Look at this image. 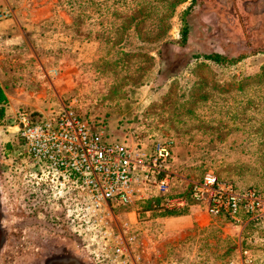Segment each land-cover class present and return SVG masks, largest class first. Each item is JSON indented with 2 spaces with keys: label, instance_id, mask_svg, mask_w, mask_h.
I'll list each match as a JSON object with an SVG mask.
<instances>
[{
  "label": "rangeland",
  "instance_id": "obj_1",
  "mask_svg": "<svg viewBox=\"0 0 264 264\" xmlns=\"http://www.w3.org/2000/svg\"><path fill=\"white\" fill-rule=\"evenodd\" d=\"M7 8L0 85L14 109L46 115L72 102L108 141L170 142L174 193L208 172L264 191V0H0ZM13 117H0V185L17 237L0 264H95L66 217L30 221L33 162L8 132ZM150 205L129 215L148 264H231L239 241L264 264V219L207 224L196 208L169 216Z\"/></svg>",
  "mask_w": 264,
  "mask_h": 264
},
{
  "label": "built area",
  "instance_id": "obj_2",
  "mask_svg": "<svg viewBox=\"0 0 264 264\" xmlns=\"http://www.w3.org/2000/svg\"><path fill=\"white\" fill-rule=\"evenodd\" d=\"M10 12L7 8L0 16ZM10 129L20 153L33 162V185H44L52 200L62 202L71 235L83 238L82 250L94 254L95 264H148L142 230L129 215L159 197L166 209L196 208L209 221L264 219V191L237 187L211 172L191 181L185 193L170 196L177 180L170 142L147 147L108 141L104 128L92 126L72 102L46 115L21 108L8 121ZM121 211L127 219L119 218ZM237 245L238 257L231 264H261L241 241Z\"/></svg>",
  "mask_w": 264,
  "mask_h": 264
},
{
  "label": "flooded vegetation",
  "instance_id": "obj_3",
  "mask_svg": "<svg viewBox=\"0 0 264 264\" xmlns=\"http://www.w3.org/2000/svg\"><path fill=\"white\" fill-rule=\"evenodd\" d=\"M29 176H30V180L31 181V190H30V197L29 199L31 200V208H30V221L33 222H39V223H46L47 225L50 224V222L52 223L54 220L57 221L58 224L61 223V221H64L65 218V210L64 207L62 205V202L60 201L55 203L54 207L53 202L51 199L48 198V200H50L51 204H47L46 206H44L43 204L39 203L40 201L38 200V187L33 185L34 181H33V169H29ZM32 170V171H31ZM0 178H1V168H0ZM34 188V191H33ZM33 194H34V198H33ZM5 192L2 190V187L0 185V262L5 261V260H11L13 259V257L9 256L8 254H3L2 253V248H4L6 246V248H11L12 244L9 243V237H11L12 239H14L15 237H17V234L14 233H8V215L6 214V210H5ZM34 201V203H33ZM60 209L59 212L56 211V209ZM34 215V216H33ZM34 219V221H33ZM25 225V224H24ZM21 226H23L21 224ZM54 229V228H52ZM16 229H13V232ZM57 230H62V227L60 226L59 229ZM8 234H10L8 236ZM16 234V235H15ZM3 254V257H1Z\"/></svg>",
  "mask_w": 264,
  "mask_h": 264
},
{
  "label": "trees",
  "instance_id": "obj_4",
  "mask_svg": "<svg viewBox=\"0 0 264 264\" xmlns=\"http://www.w3.org/2000/svg\"><path fill=\"white\" fill-rule=\"evenodd\" d=\"M182 1H184V0H181V2ZM186 36H187V29H186V26H184L182 28V31H181V41L182 42H184L186 40ZM207 58L211 59L213 61L219 62V63H224L225 62V59L222 56L218 55V54L208 55ZM6 101L7 100H6V97H5L4 93H3V90L0 87V103H6ZM0 117H2V107H0ZM8 121H10V119ZM18 143H19V141H18ZM38 189H39V191H38L37 195H38V200L40 201L39 203L43 204L44 206H46L47 204H51L50 200H48V198L51 199L49 191L48 190H44V185L38 187ZM176 194H178V193H174L173 192L172 194H170V196L176 195ZM180 194H182V193H180ZM52 202H53V205H55L56 201L52 200ZM156 202L158 204H160V207L162 208V210L165 212L166 215H169V216L170 215H174V213H176V212H182V211L187 210V209H181V210H169V209H166L165 207L162 206V198L161 197L157 198ZM150 204L151 203L141 204L142 205V209L147 211L150 208L147 209L145 207H148V206L151 207Z\"/></svg>",
  "mask_w": 264,
  "mask_h": 264
},
{
  "label": "crops",
  "instance_id": "obj_5",
  "mask_svg": "<svg viewBox=\"0 0 264 264\" xmlns=\"http://www.w3.org/2000/svg\"><path fill=\"white\" fill-rule=\"evenodd\" d=\"M31 19V18H30ZM28 24H32V21H30V22H28ZM0 87L2 88V90H3V93H4V95H5V97H6V103H0V107H2V119L5 117V115L6 114H11V113H13V115H15V113L20 109V108H17V109H14L13 108V105L11 104V101L9 100V98H11L10 97V95L9 94H7L5 91H4V88L2 87V85H0ZM7 104H9L10 105V109H8V106H7ZM202 217H203V219L204 220H206V223L208 224V222H210L208 219H207V217H206V215L204 214V213H202Z\"/></svg>",
  "mask_w": 264,
  "mask_h": 264
}]
</instances>
